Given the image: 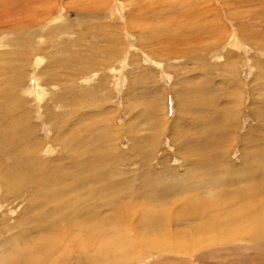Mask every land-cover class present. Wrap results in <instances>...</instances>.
<instances>
[{"label":"rangeland","instance_id":"rangeland-1","mask_svg":"<svg viewBox=\"0 0 264 264\" xmlns=\"http://www.w3.org/2000/svg\"><path fill=\"white\" fill-rule=\"evenodd\" d=\"M11 4H0V264H264V241L211 229L239 202H264V0ZM172 207L185 212L175 228ZM160 233L207 245L140 250Z\"/></svg>","mask_w":264,"mask_h":264},{"label":"bare ground","instance_id":"bare-ground-1","mask_svg":"<svg viewBox=\"0 0 264 264\" xmlns=\"http://www.w3.org/2000/svg\"><path fill=\"white\" fill-rule=\"evenodd\" d=\"M1 2H3V7L6 6V8H11L12 7V4H11V0H0V4ZM26 8V7H25ZM5 11V10H4ZM3 10H1V12L3 13L4 12ZM24 11V10H23ZM5 13V12H4ZM13 13V12H12ZM21 11H18V14L17 15H20ZM15 13L12 14V17L13 18H17ZM18 18H21V17H18ZM61 20V19H60ZM140 21V20H139ZM42 59V57H41ZM40 61V60H39ZM38 61V62H39ZM37 62V61H36ZM41 62V61H40ZM42 63V62H41ZM39 64V63H38ZM39 66V65H38ZM36 67V66H35ZM36 70V69H35ZM36 77V76H35ZM33 79V78H32ZM36 80V79H35ZM39 82V80H38ZM40 83V82H39ZM37 84V83H36ZM39 85V84H37ZM40 88V86H39ZM42 88V87H41ZM40 91V89H39ZM41 93V92H40ZM42 93H44V91L42 90ZM25 135V133L23 132V136ZM27 163L26 162H18L17 165H26ZM25 169V168H24ZM91 180V179H90ZM92 181H94L92 179ZM25 182V181H24ZM23 182V183H24ZM56 182V181H55ZM22 183V184H23ZM27 183V182H26ZM28 184V183H27ZM31 184V183H30ZM46 184V182H45ZM25 185V184H24ZM50 185V184H49ZM7 188V187H6ZM44 189V188H43ZM245 192V191H244ZM230 193V192H229ZM233 193V192H232ZM223 194V193H222ZM44 195V194H43ZM221 195V194H220ZM227 195V194H226ZM264 195V193H263ZM262 195V196H263ZM222 196V195H221ZM228 196H231L230 194ZM260 196V195H259ZM261 196V197H262ZM238 197V196H236ZM235 197V198H236ZM53 198V196H52ZM226 197L224 196V199ZM234 198V197H233ZM193 199V198H192ZM191 201H187L186 203L187 204H192L194 200ZM230 199L232 201H235L233 200L231 197ZM229 199V200H230ZM238 200V198H236ZM230 200V201H231ZM247 200V199H246ZM240 201V200H239ZM243 201V199H242ZM246 202H248L247 204H245ZM245 203H242L240 204L239 202V206L237 207V210L235 211H232L233 214H231L229 217L225 218L224 220H222L221 222H218L216 224H214L212 226V231L214 233V237L212 238V240H215V241H219L220 242L222 240H226V239H229V238H235L236 236L240 235V234H247V236L250 237H253L255 238L257 241H260V242H263L264 241V202H262L259 198H255L253 201H246ZM235 203V202H234ZM237 203V202H236ZM185 205V204H183ZM195 206V204H193ZM181 206V205H180ZM189 206V205H188ZM230 204L228 202H223V203H219L218 207L220 209H224L226 207H229ZM125 207V206H124ZM184 207V206H183ZM186 207V206H185ZM190 207V206H189ZM201 207V206H200ZM232 208V207H231ZM183 209L182 207H179V208H176V207H172V208H168V211H167V221H169V225L172 227V228H175V221L174 219H176V215H182L183 214ZM192 209V208H190ZM188 210V209H187ZM186 210V211H187ZM190 211V210H189ZM187 211L188 213L185 214V215H188L190 214V212ZM195 212V211H193ZM197 212V210H196ZM195 212V213H196ZM228 212V211H227ZM185 213V212H184ZM196 214H199L200 213H196ZM202 214H205L202 212ZM201 214V215H202ZM144 217V216H143ZM156 217V215H155ZM179 217V216H178ZM186 217V216H185ZM189 217V216H188ZM194 217V213H192V218L190 217V219H193ZM196 217V216H195ZM146 218V217H145ZM141 219V218H140ZM211 219V218H210ZM72 220V219H71ZM142 220V223H143V219ZM178 220V218H177ZM181 220V219H180ZM179 220V221H180ZM186 220V219H185ZM195 220V218H194ZM148 221V220H147ZM146 221V222H147ZM159 221V220H158ZM161 221V220H160ZM159 221V222H160ZM187 221V220H186ZM141 222V221H140ZM181 222V221H180ZM188 222V221H187ZM192 222V221H191ZM197 223V222H196ZM215 223V222H214ZM77 224V223H75ZM158 225V224H157ZM76 226V225H75ZM159 227V226H157ZM199 227V226H198ZM205 227V226H204ZM161 228V227H160ZM172 228H170V230H172ZM200 229V228H197V230ZM204 229H207V228H203L202 230ZM210 229V227H209ZM208 229V230H209ZM160 230V229H158ZM57 231V230H56ZM155 231V230H154ZM161 231V230H160ZM159 232V231H158ZM167 232V231H166ZM202 232V231H200ZM205 232V230H204ZM211 232V233H212ZM208 233V232H207ZM164 234V232L162 233ZM161 233L160 234H156L154 235L155 236V239L152 240V241H149L150 240V237L148 236H141V239L143 241H141V245H142V249L140 248L141 246L138 245V250L140 248V250H143L144 249H148V248H152V247H156L158 249H160L162 252H165L166 254H174L176 256H189L190 253H192V251L196 250L197 247H199L200 245L203 246L207 240H204L203 238H198L196 239L194 236L193 237H187L185 236L184 238L181 237V238H176V239H172L173 241L168 244H165L166 240L164 239V237H167L166 236H160L162 235ZM198 235V234H197ZM195 235V236H197ZM208 235V234H207ZM210 235V233H209ZM173 236V235H172ZM202 236V235H201ZM213 235H211L212 237ZM169 237V236H168ZM204 237V236H203ZM186 238V239H185ZM187 238L191 239L192 241H189ZM206 238V237H205ZM171 239V238H170ZM251 239V238H250ZM196 240H199L196 242ZM231 240V239H230ZM240 240V239H239ZM254 240V239H253ZM227 241V240H226ZM205 242V243H204ZM220 242H218L220 244ZM224 242V241H223ZM36 243V242H35ZM210 243V242H209ZM214 243V242H213ZM217 243V242H216ZM226 243V242H225ZM257 243V242H256ZM130 244V242H129ZM211 244V243H210ZM262 244V243H261ZM127 245V244H126ZM126 245H124L126 247ZM207 245V244H205ZM216 245V244H215ZM260 245V244H259ZM37 246V245H36ZM45 246V244H44ZM52 246V244H51ZM133 246V245H132ZM131 246V247H132ZM140 246V247H139ZM213 246V245H212ZM124 247V248H125ZM205 247V246H204ZM214 247V246H213ZM135 248V247H134ZM117 249V248H116ZM128 249V248H127ZM129 249H130V246H129ZM136 249V248H135ZM201 249V248H200ZM125 250V249H124ZM133 250V249H132ZM137 250V254H140V252ZM125 251H128V250H125ZM263 251V250H260V252ZM198 252V251H197ZM129 253V251H128ZM262 253V252H261ZM120 254V253H119ZM193 254V253H192ZM263 254V253H262ZM114 255V254H113ZM132 255H136L135 253L132 252ZM116 256V254H115ZM122 256V255H121ZM125 256V255H123ZM260 256V255H258ZM263 256V255H262ZM129 256H127L128 258ZM144 257V256H143ZM123 258V257H122ZM131 259V258H130ZM127 261H129L128 259H126ZM263 263V262H262Z\"/></svg>","mask_w":264,"mask_h":264}]
</instances>
